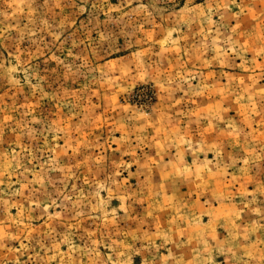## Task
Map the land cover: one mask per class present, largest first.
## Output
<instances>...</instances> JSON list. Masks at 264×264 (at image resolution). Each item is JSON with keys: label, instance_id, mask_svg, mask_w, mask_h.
I'll return each mask as SVG.
<instances>
[{"label": "rangeland", "instance_id": "obj_1", "mask_svg": "<svg viewBox=\"0 0 264 264\" xmlns=\"http://www.w3.org/2000/svg\"><path fill=\"white\" fill-rule=\"evenodd\" d=\"M0 264H264V0H0Z\"/></svg>", "mask_w": 264, "mask_h": 264}]
</instances>
